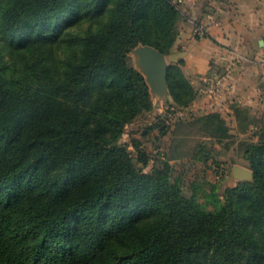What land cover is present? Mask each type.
Returning <instances> with one entry per match:
<instances>
[{
    "label": "trees",
    "instance_id": "1",
    "mask_svg": "<svg viewBox=\"0 0 264 264\" xmlns=\"http://www.w3.org/2000/svg\"><path fill=\"white\" fill-rule=\"evenodd\" d=\"M180 18L172 0H0V264H264V124L236 112L257 126L252 178L212 188L211 208L120 141L153 109L133 47L168 57L174 104L195 98ZM196 118L229 136L218 112Z\"/></svg>",
    "mask_w": 264,
    "mask_h": 264
},
{
    "label": "crops",
    "instance_id": "2",
    "mask_svg": "<svg viewBox=\"0 0 264 264\" xmlns=\"http://www.w3.org/2000/svg\"><path fill=\"white\" fill-rule=\"evenodd\" d=\"M179 9L176 55L183 58V73L197 89L199 76L217 68L226 74L227 87L215 95H201L188 106L199 115L218 112L240 131L236 112L264 121V0H172ZM208 15L215 25L195 31ZM195 22V25H193ZM256 125L241 130L248 134ZM232 131V130H231ZM254 137L253 139H255Z\"/></svg>",
    "mask_w": 264,
    "mask_h": 264
},
{
    "label": "rangeland",
    "instance_id": "3",
    "mask_svg": "<svg viewBox=\"0 0 264 264\" xmlns=\"http://www.w3.org/2000/svg\"><path fill=\"white\" fill-rule=\"evenodd\" d=\"M165 57L168 64V57ZM128 60L132 66L141 70L137 54L132 50L128 53ZM150 94L153 109L126 124L120 141L126 144L134 159L137 152L133 142L138 143V148L148 157L144 171H149L154 164L167 161L171 166V177L178 180L183 193H195L200 202L211 208L209 194L212 188L216 187L221 193L225 186L238 181L232 174L234 165L248 168L242 151L244 143L254 138V129L242 135V131H233L231 122L224 119L229 136L215 138L204 130L206 124L196 118L199 115L198 109L178 107L168 92L159 97H155L152 92ZM156 118L157 127L143 133L154 124ZM159 128H163V132Z\"/></svg>",
    "mask_w": 264,
    "mask_h": 264
},
{
    "label": "water",
    "instance_id": "4",
    "mask_svg": "<svg viewBox=\"0 0 264 264\" xmlns=\"http://www.w3.org/2000/svg\"><path fill=\"white\" fill-rule=\"evenodd\" d=\"M131 50L137 54L140 71L149 86L150 92L155 97L167 93L166 69L168 64L165 55L151 45H137ZM232 174L238 181L252 178V171L240 165L232 167Z\"/></svg>",
    "mask_w": 264,
    "mask_h": 264
},
{
    "label": "built area",
    "instance_id": "5",
    "mask_svg": "<svg viewBox=\"0 0 264 264\" xmlns=\"http://www.w3.org/2000/svg\"><path fill=\"white\" fill-rule=\"evenodd\" d=\"M216 23V18L212 15H208L203 23L201 22L195 26V31L200 32L204 30L206 25H215ZM199 81L200 85L196 89L195 98L201 95H215L219 90L227 87L226 74L216 68L211 69L208 73L200 75Z\"/></svg>",
    "mask_w": 264,
    "mask_h": 264
}]
</instances>
